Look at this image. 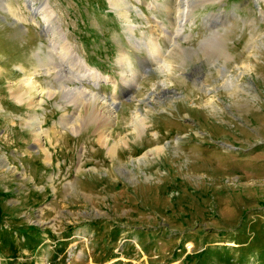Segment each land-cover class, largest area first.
Here are the masks:
<instances>
[{"label":"rangeland","instance_id":"rangeland-1","mask_svg":"<svg viewBox=\"0 0 264 264\" xmlns=\"http://www.w3.org/2000/svg\"><path fill=\"white\" fill-rule=\"evenodd\" d=\"M125 1L0 0V264H264V0Z\"/></svg>","mask_w":264,"mask_h":264},{"label":"bare ground","instance_id":"bare-ground-1","mask_svg":"<svg viewBox=\"0 0 264 264\" xmlns=\"http://www.w3.org/2000/svg\"><path fill=\"white\" fill-rule=\"evenodd\" d=\"M111 1V4L112 5H114L115 7H117V6H119L120 7V10L121 9H123V7H124V4H127V1H125V0H110ZM42 6V5H41ZM153 7H155V5L153 6ZM169 8V7H168ZM187 8V7H186ZM119 9V8H118ZM125 9V8H124ZM170 9V8H169ZM187 10V9H186ZM40 11V10H39ZM42 11L43 12H41L42 13V17H43V19H44V22H46V27H49V26H52V28H50L49 27V30H51L52 32V34L53 35H55V37L54 38H52L51 39V41L53 42V45L50 47L51 48V50H53V51H55L56 53H60V50H59V52H58V49H57V47H61V53L60 54H57L58 56H60V59H61V57H63V60L65 61V62H67L68 64H69V66H73V65H75V61H73V62H69L68 61V59L66 58V56H70L71 58H73V56H74V54H75V59L78 61H76L77 63H80L79 65H80V67L82 68V69H78L79 71H86V72H88L87 74H82V76L80 77V78H87V79H90L91 81H93V83L94 84H97V83H100L101 81H103L104 79H106L107 77H109V76H104V75H102V73L100 72V71H98L97 69H95V70H93V71H91L92 70V68L91 67H89V65L88 64H86V62H84L83 60H82V58L79 56V55H77V54H79V53H75V50L74 49H72V48H70V46H69V44L67 43V39H66V37H64L63 35H60V30H59V28H58V26L57 25H53V18H54V15H53V10L51 9V6L49 5V3H48V1H46V4H45V6H43V9H42ZM178 11V10H177ZM185 11V10H184ZM189 12V11H188ZM188 12H183V14H182V16L183 17H181V20H179L180 22L178 23V22H176L175 21V23L177 24V26H175L176 28H174L176 31H175V33H173L174 31H172V32H170V31H168V27L167 26H165V28H166V30L168 31V32H166L165 34H169V35H171V41H176V38H177V36L183 31V29L185 28V26H186V24H187V22L189 21V17L187 16V15H189L188 14ZM262 12V11H261ZM178 13V12H177ZM177 13H176V15H177ZM180 13V12H179ZM121 14V13H120ZM140 14V13H139ZM262 14H263V16H264V13L262 12ZM122 15H123V17H126V19L128 18V16H129V10L127 9H125V11H122ZM142 15H145L144 14V12L142 11ZM179 15V14H178ZM177 15V16H178ZM155 17V16H154ZM174 17V16H173ZM175 18V17H174ZM157 19V18H156ZM159 19V18H158ZM129 20V19H128ZM170 21H171V19H169ZM175 20V19H174ZM173 20V21H174ZM162 21V20H161ZM161 21H158V24L157 25H161V27H163L162 25H163V23L161 24L160 22ZM164 21V20H163ZM169 21V22H170ZM173 21H172V23H173ZM178 21V20H177ZM155 22V21H154ZM153 22V23H154ZM218 22V21H217ZM217 22H215L213 25L210 23V24H207V25H209L211 28H212V26H216V24H217ZM152 23V24H153ZM157 23V22H156ZM171 23V22H170ZM171 23V24H172ZM170 24V26H172V25H175V24H172L171 25ZM155 26V25H154ZM173 27V26H172ZM168 28V29H167ZM131 32L134 30V29H129ZM215 30V29H214ZM162 31H164V30H162ZM57 32H59V35L60 36H58V38H57V36H56V34H57ZM164 33V32H163ZM168 34H167V36H168ZM185 34V33H184ZM220 35V33L217 31H215V32H212L211 33V37L213 36H215V35ZM152 35V34H151ZM153 35H157L156 33L155 34H153ZM180 35H182V33L180 34ZM159 36V35H158ZM163 36H164V34H163ZM159 38V37H158ZM157 37H153V36H150V41L152 42V45H151V48H152V46L154 45V47H155V52L157 53V57H159L160 59H161V56L163 55V52H162V50L163 49H161L160 47H159V45H158V41L157 40H159ZM209 38V37H208ZM208 38H205L206 40L208 39ZM179 39V38H178ZM169 40V39H168ZM149 41V42H150ZM51 42V43H52ZM138 43H139V41H138ZM137 43V44H138ZM144 42H142V43H139L140 45L141 44H143ZM148 43V42H147ZM146 43V44H147ZM179 42L178 41H176V44H178ZM207 43V42H206ZM58 44H59V46H58ZM145 44V45H146ZM150 44V43H149ZM180 44H181V42H180ZM147 46V45H146ZM173 46H174V44H173ZM178 47H181V45H179L178 44ZM147 49H150V48H147ZM182 49V51H185V49H183V48H181ZM151 50V49H150ZM149 50V51H150ZM175 51H177L176 50V47H175V49H174V52ZM180 51V50H179ZM179 51H178V53H179ZM182 51L180 52V54L182 53ZM150 52H152V51H150ZM49 53H50V51H49ZM156 55V54H155ZM50 56H52L51 54L49 55V57ZM154 56V55H153ZM55 58V57H54ZM69 58V57H68ZM69 60H70V58H69ZM120 60H126V61H129V63L131 62L132 63V61L129 59V55H128V53H126V52H123L122 53V55H121V57H120ZM162 60V59H161ZM56 65H57V67H56ZM43 66H48L49 67V69L48 70H55V72H56V78L61 82V83H63V81L65 80V79H72L71 77H69L68 75H70L71 73H69V74H67L65 71H62L60 68H59V65L58 64H56V63H54V64H52L50 61L48 62V63H46L45 65H43ZM66 66V65H65ZM131 66V65H130ZM70 67V68H71ZM131 68V67H130ZM69 69V68H68ZM65 70V69H64ZM71 71V70H70ZM65 72V73H64ZM78 73V72H77ZM135 73V72H134ZM64 74V75H63ZM74 74V73H73ZM76 75V74H75ZM135 76L136 75H134V78H135ZM75 77V76H74ZM79 78V77H78ZM78 78L76 79V80H78ZM108 79V78H107ZM75 80V79H74ZM108 80H110V79H108ZM108 80H106V81H108ZM133 80V79H132ZM79 81H80V79H79ZM105 81V80H104ZM126 81L128 82L129 81V79H127L126 78ZM36 79L33 77V75H31V76H28V77H25V80H24V82L22 83V84H25V85H27V86H29V88H33V87H36L35 86V84H36ZM63 87H65L66 88V90L69 92V93H71L74 97L73 98H77L78 100L80 99V96H81V94H83L82 96H84V94H86V96L87 95H89L90 96V99H92V98H94V100L96 99V97L97 96H95V94L94 93H91V92H87V91H85V89H83L82 88V86L81 87H77V88H75V87H71L70 85H66L65 83H64V85H63ZM15 89V88H14ZM35 89V88H34ZM38 90V89H37ZM23 91V90H22ZM19 91H18V89H15L14 90V94H16L17 95V97H18V99L19 100H23L24 98H23V93H18ZM28 92V91H27ZM26 93V92H25ZM81 96V97H82ZM88 100V99H87ZM98 104V103H97ZM116 103H114L113 102V104L112 105H110V107H107V109H106V107H104L106 110H104V111H102L103 110V108L101 107V108H98L99 110H98V112H100L101 111V113H100V115L101 116H99V118H100V121H99V124H100V126L101 127H99L98 128V130L101 132L100 133V141L103 143V144H106L107 142H108V134H107V130L106 129H104L105 128V122L106 121H108V120H112L113 119V116H114V114H115V105ZM86 105H88V106H90V104H89V102L86 104ZM97 106L98 105H96V109H97ZM94 113H95V110L93 109V112H92V114L90 115V117L91 118H94ZM89 116V115H88ZM136 118H137V116L134 118V121L136 120ZM139 118V117H138ZM41 122L39 121V124H40ZM108 125V124H107ZM146 126V123H145V118L143 119V118H141V119H139V121H137V123H136V125H135V130L136 131H139V132H143V131H145L144 130V127ZM34 133L36 134V135H38V139L40 140V136H42L41 134H42V128H41V126H38V127H36V128H34ZM110 135V134H109ZM37 139V140H38ZM117 148V146H116V144L113 146V147H110V151L112 152V151H114L115 149ZM163 149V147H157L155 150L156 151H160V150H162ZM147 154H145L144 156H146ZM143 156V157H144Z\"/></svg>","mask_w":264,"mask_h":264},{"label":"trees","instance_id":"trees-1","mask_svg":"<svg viewBox=\"0 0 264 264\" xmlns=\"http://www.w3.org/2000/svg\"><path fill=\"white\" fill-rule=\"evenodd\" d=\"M21 229V228H20ZM15 235H13V237H14Z\"/></svg>","mask_w":264,"mask_h":264}]
</instances>
